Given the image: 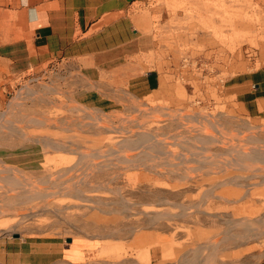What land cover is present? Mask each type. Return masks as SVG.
<instances>
[{"label": "rangeland", "instance_id": "obj_1", "mask_svg": "<svg viewBox=\"0 0 264 264\" xmlns=\"http://www.w3.org/2000/svg\"><path fill=\"white\" fill-rule=\"evenodd\" d=\"M131 12L140 29L153 33L151 66L163 72L166 96L80 99L75 90L84 74L68 59L21 73L0 67V167L13 168L21 184H8V172H0V184L11 186L0 201V236L94 240L81 264H264V231L243 243L225 241L230 219L264 224V161H255L258 170L249 160L246 170L235 161L240 151H264V118L223 95L228 76L264 67V0H143ZM25 86L40 94L17 98ZM15 98L23 103L11 105ZM9 124L68 148L25 142ZM149 131L154 137L142 146L121 143ZM197 136L218 142L205 145ZM235 175L240 184L215 185ZM76 183L95 200L73 195ZM22 190L51 197L21 201L15 196ZM243 230L237 225L230 234Z\"/></svg>", "mask_w": 264, "mask_h": 264}, {"label": "crops", "instance_id": "obj_2", "mask_svg": "<svg viewBox=\"0 0 264 264\" xmlns=\"http://www.w3.org/2000/svg\"><path fill=\"white\" fill-rule=\"evenodd\" d=\"M140 1L0 0V67L21 73L68 59L84 74L75 90L80 99L166 96L163 72L151 66L153 33L140 29L131 12ZM223 95L243 113L264 118V67L228 76ZM94 246L91 239L3 235L0 264H81Z\"/></svg>", "mask_w": 264, "mask_h": 264}, {"label": "bare ground", "instance_id": "obj_3", "mask_svg": "<svg viewBox=\"0 0 264 264\" xmlns=\"http://www.w3.org/2000/svg\"><path fill=\"white\" fill-rule=\"evenodd\" d=\"M44 85V87H46V88H50V85H46V84H43ZM51 86H52V84H51ZM52 89H54V88H52ZM55 90H56V93H57V89L55 88ZM35 91H36V89L35 88H33V87H28V86H25L24 87V89L21 91V92H19V94H18V96H17V98L18 97H22V93L24 94V93H29V94H32V93H35ZM36 93H38L37 91H36ZM38 94H40V92L38 93ZM45 95V94H44ZM50 95V94H49ZM39 96H41L42 98H44L42 95H39ZM34 98V97H33ZM71 97H69V99H70ZM73 99V98H72ZM71 100V99H70ZM50 101H51V98H50ZM72 101V100H71ZM74 102V101H73ZM21 103H23V102H21V101H19L18 99H14V100H12L11 102H10V104L11 105H19V104H21ZM66 104H68L69 105V103H66ZM78 104V103H77ZM76 104V105H77ZM71 105V104H70ZM78 105H81V104H78ZM77 105V106H78ZM77 106H75V107H77ZM83 105H81V107H82ZM70 107H72V106H70ZM84 107V106H83ZM78 108H80V106L78 107ZM72 109V108H71ZM86 109V108H85ZM75 110V109H74ZM81 110V109H80ZM86 111V110H85ZM8 112V111H7ZM2 115H4V113H1ZM1 114H0V116H1ZM195 116V115H194ZM206 116V115H205ZM97 117V116H96ZM208 117V116H207ZM211 119V118H210ZM31 120V119H30ZM96 120V119H95ZM31 121H33L34 123H38V124H43L44 122H45V119H41V118H36V117H33L32 118V120ZM29 122V121H28ZM45 124V123H44ZM88 124H90V125H93L94 123H92V122H88ZM3 125H5V124H2V123H0V130H1V128L3 127ZM49 125V124H48ZM7 127H10V129L11 130H15V131H20V135L21 136H23V141H25V142H31V141H34V142H38V143H41V141H42V144H44V146L47 148V146H50V147H52V148H55V149H59V150H66L68 147L66 146V143L65 142H63V141H60V140H57V139H54V138H52V137H50V136H47V137H35V136H32V135H29V134H26V132L23 130V129H19V128H17L16 126H14L13 124H9V125H6ZM5 127V126H4ZM39 127V126H38ZM41 127V126H40ZM44 127V126H43ZM48 127V126H47ZM250 127L248 126V129H249ZM258 129L260 128L261 129V127H257ZM257 128H256V130H257ZM75 129V128H74ZM71 130V129H70ZM83 130V129H82ZM12 131V132H13ZM67 132V131H66ZM28 133V132H27ZM154 136H153V133H150V131L149 132H143V133H141V134H139V138L138 139H134V140H130L129 138H126V139H124L121 143H123L122 145H127V146H131V147H139V146H142V145H144L145 143H148L152 138H153ZM200 138L198 141H200V140H203L204 142L205 141H207V143H205V145H211V144H209V143H214V141H217L218 142V140L216 139V138H204V137H202V136H197V138ZM245 137V136H244ZM195 138V137H194ZM193 138V139H194ZM252 140H254L255 139V135H253L252 136V138H251ZM212 140H214V141H212ZM158 143L161 141H159L158 139L156 140ZM164 141V140H163ZM194 141V140H193ZM209 141H211V142H209ZM191 142V141H190ZM190 142H189V146H192L191 144H190ZM209 142V143H208ZM120 143V144H121ZM193 143V142H192ZM195 143V142H194ZM193 143V144H194ZM162 144V143H161ZM201 144H203L202 142H201ZM1 145V144H0ZM149 145H151V144H149ZM229 145V144H228ZM80 146V145H79ZM153 146H155V147H158L159 148V151L160 152H162V150H164L163 149V147H161L162 145H159V144H157L156 142L155 143H153ZM195 146H196V143H195ZM200 146V145H199ZM12 147H14V146H12L11 145V147L10 148H12ZM19 147H21V146H19ZM81 147V146H80ZM125 146H123V148H124ZM197 147V146H196ZM201 147V146H200ZM122 148V149H123ZM127 148V147H126ZM190 148V147H189ZM205 148V147H204ZM238 148V147H237ZM49 149V148H48ZM78 150H81V148L79 149V147L77 148ZM125 149V148H124ZM200 149V148H199ZM206 149V148H205ZM6 150H8V149H6ZM71 150V149H70ZM78 150H77V152H78ZM58 151V150H57ZM72 151V150H71ZM82 151V150H81ZM165 151V150H164ZM163 151V152H164ZM203 151H205V150H203V148H202V152H201V154H203ZM240 150H238V152H239ZM62 152H64V151H62ZM76 152V153H77ZM199 152V151H198ZM12 153H15L16 155H18V153L19 152H16V151H13ZM95 153V152H94ZM94 153H93V155H94ZM116 153H118V151L116 152ZM123 153V152H122ZM145 153H147V154H150V153H148V152H145ZM195 153H197V151L195 152ZM5 154H7V153H5ZM65 154V153H64ZM96 155V154H95ZM94 155V156H95ZM124 155V154H123ZM198 155H200V153H198ZM238 155V157L236 156V158H235V161H236V163H239L240 165H241V167H244L243 169L244 170H246V168L248 169V165H255V161H257L258 163H259V161H264V151H258V150H254V151H250V152H241L240 151V153H238L237 154ZM61 156H63V154L61 155ZM80 156H81V158H79V159H81V160H84L83 159V157H85L86 156V153H81L80 154ZM79 156V157H80ZM122 156V155H121ZM120 156V157H121ZM125 156V155H124ZM217 156V155H216ZM116 157L118 158V156L116 155ZM165 157H167V156H165ZM87 158V157H86ZM127 158V157H126ZM202 158V157H201ZM204 158V157H203ZM217 158V157H216ZM128 159V158H127ZM226 159V158H225ZM232 159H233V157H232ZM125 160V159H124ZM131 160V161H130ZM132 160L133 159H128V160H126V162L127 161H129V163L130 162H132ZM143 160V159H142ZM234 160V159H233ZM250 161V163H253V164H248V163H246V162H249ZM85 161V160H84ZM122 161H123V159H122ZM220 161V160H219ZM226 161V160H225ZM228 161V160H227ZM231 161V160H230ZM253 161V162H252ZM89 162H91V161H89ZM88 162V163H89ZM112 162H113V160H112ZM125 162V163H126ZM134 162V161H133ZM183 162V161H182ZM232 162V161H231ZM231 162H228L230 165H231ZM256 162V163H257ZM128 163V162H127ZM128 163V164H129ZM199 163H201L200 161H199ZM260 163H264V162H260ZM96 164V163H95ZM95 164H93V165H95ZM131 164V163H130ZM203 164V163H202ZM225 164H227L226 162H225ZM235 164V163H234ZM207 165V164H206ZM99 166H101V165H99ZM104 166V165H103ZM130 166V165H129ZM133 166V165H132ZM183 166H185V164L183 165ZM218 166V165H217ZM239 166V165H238ZM248 166V167H247ZM201 166L199 165V169H201L200 168ZM204 167H205V165H204ZM203 167V168H204ZM214 166L212 165V167L210 168V169H212ZM222 167H225V166H222ZM229 167V166H228ZM246 167V168H245ZM250 167H252V166H250ZM255 167V169H261L262 167L261 166H259L258 164L257 165H255L254 166ZM66 168V167H65ZM65 168H64V170H65ZM104 167H102V169H103ZM206 168V167H205ZM209 168V167H208ZM221 168V167H220ZM264 168V167H263ZM67 169V168H66ZM97 169H100V168H97ZM209 169V170H210ZM226 169V168H225ZM252 169V168H251ZM3 170H6L8 173H7V183L8 184H10V185H12V186H14L15 185V187L16 186H18L19 185V181H18V179L15 177L16 175H14V172H13V168H1L0 167V172L1 171H3ZM63 169L61 170V172L63 173V171H64ZM67 170H69V169H67ZM209 170L207 171V172H209ZM19 171V170H18ZM60 171V170H59ZM213 171V170H212ZM256 171V170H255ZM219 172V171H218ZM223 172V171H222ZM252 174V173H251ZM255 174V173H254ZM257 174V173H256ZM259 175H260V173H258ZM264 174V173H263ZM231 175V174H230ZM244 175V174H243ZM241 176V175H240ZM239 175H235V176H233V177H231L229 180H224V181H221V182H218V183H216L215 185H226V184H229V183H234V184H240V182H239V177H240ZM245 176V175H244ZM251 176V175H250ZM85 177V176H84ZM221 177V176H220ZM248 177H249V175H248ZM247 177V178H248ZM25 179V178H24ZM84 179V178H83ZM86 179V178H85ZM263 179V178H262ZM28 180V179H27ZM87 180V179H86ZM23 181H25V180H23ZM88 181V180H87ZM262 181V180H261ZM264 181V180H263ZM77 182V181H76ZM85 182V181H84ZM25 183V182H24ZM81 183V182H80ZM78 184V183H76L75 185H74V187H75V191H76V194H73V195H75L76 197H78V198H80V199H82V200H85V201H94L95 199H94V195L93 196H90V195H85L86 193H84V191L81 189V184ZM89 183V182H88ZM87 183V184H88ZM28 184V183H27ZM84 184V183H83ZM21 185V184H20ZM19 185V186H20ZM86 185V184H85ZM233 185V184H232ZM243 185V184H242ZM6 186V185H5ZM4 185H2V184H0V201H3L5 198H6V194H7V191L8 190H10V188H11V186H10V188L8 189V186L7 187H5ZM96 186V185H95ZM95 186H93V187H95ZM100 185H98V187H99ZM29 187H30V185H29ZM59 187H61L60 185H59ZM97 187V186H96ZM102 187V186H101ZM24 187H22V189H23ZM102 188H104V187H102ZM95 189V188H94ZM96 189H98V188H96ZM60 190V189H59ZM58 190V192L60 193V191ZM61 190H63L66 194H69V191L66 189V187L63 185V187H61ZM23 192H21V193H18L17 194V196H15V198H17V199H19V200H21V201H24L23 199L25 198V199H37V198H45V197H47V198H49L48 197V195L50 196V191L49 192H43L42 190H35V191H29V190H22ZM48 191V190H47ZM55 191V190H54ZM74 191V190H73ZM95 191V190H94ZM247 191L249 192V188L247 189ZM246 191V192H247ZM17 191H14V194L16 193ZM52 192V195L54 194L53 193V191H51ZM63 192V193H64ZM61 194H62V191H61ZM207 194V193H206ZM54 195H56V194H54ZM64 195V194H63ZM211 195V194H210ZM51 197V196H50ZM210 197V196H209ZM228 199V198H227ZM18 200V201H19ZM41 200H43L44 201V199H41ZM40 200V201H41ZM46 200V199H45ZM100 201V200H99ZM26 203V202H25ZM39 203V202H38ZM4 204V203H3ZM9 204H10V202H9ZM8 204V205H9ZM48 204V203H47ZM5 205V204H4ZM1 206V205H0ZM6 207V206H5ZM11 207V206H10ZM45 207H47V206H45ZM44 207V208H45ZM49 207V206H48ZM47 207V208H48ZM3 208V207H2ZM8 210L9 209H11V208H9L8 206L6 207ZM24 208V207H23ZM22 209V208H21ZM33 209V208H32ZM30 210V209H29ZM34 210H35V208H34ZM41 210V209H40ZM1 211V210H0ZM144 211V210H143ZM149 211V210H148ZM2 212V211H1ZM5 212V211H4ZM32 212V211H31ZM36 212V211H35ZM159 212V211H158ZM9 213H10V211H9ZM14 213H16V212H14ZM13 213V214H14ZM33 213V212H32ZM142 213H144V212H142ZM146 213V212H145ZM149 213V212H148ZM35 214V213H34ZM158 214V213H157ZM155 215V214H154ZM161 216L162 214H158V216ZM186 215V214H185ZM27 216V215H26ZM28 217V216H27ZM228 223V222H227ZM237 225H242L246 230L244 231L243 230V232L241 231H239V232H237V233H234V234H230V231H231V229H233V227H236ZM228 227V226H227ZM229 231H227V234H226V236H225V241H228V242H232L233 240L234 241H239L240 243H243L244 242V240L245 239H247L248 237H250L251 238V236H255V235H257V234H259L260 232H263L264 231V224H263V222H254V221H252V220H250V219H248V218H246V219H237V218H234V219H230L229 220ZM228 232H229V234H228ZM225 234V233H224ZM224 240V239H223ZM208 241V240H207ZM212 241V240H211ZM211 241H209V242H211ZM214 242V241H213ZM212 242V243H213ZM216 242V241H215ZM214 242V243H215ZM223 242V241H222ZM211 243V244H212ZM213 243V244H214ZM207 244V243H206ZM215 249H216V247H215ZM214 249V250H215ZM213 254V253H212ZM211 257H212V255H211ZM208 260H206V262H207ZM209 262V261H208ZM187 264H193L192 263V261H189V263H187Z\"/></svg>", "mask_w": 264, "mask_h": 264}, {"label": "water", "instance_id": "obj_4", "mask_svg": "<svg viewBox=\"0 0 264 264\" xmlns=\"http://www.w3.org/2000/svg\"><path fill=\"white\" fill-rule=\"evenodd\" d=\"M15 237H19V234H15ZM67 241H71V238H68Z\"/></svg>", "mask_w": 264, "mask_h": 264}]
</instances>
